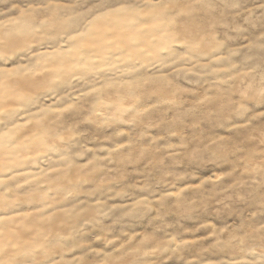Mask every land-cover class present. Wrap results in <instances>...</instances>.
<instances>
[{"label": "clouds", "instance_id": "1", "mask_svg": "<svg viewBox=\"0 0 264 264\" xmlns=\"http://www.w3.org/2000/svg\"><path fill=\"white\" fill-rule=\"evenodd\" d=\"M0 264H264V0H0Z\"/></svg>", "mask_w": 264, "mask_h": 264}, {"label": "rangeland", "instance_id": "2", "mask_svg": "<svg viewBox=\"0 0 264 264\" xmlns=\"http://www.w3.org/2000/svg\"><path fill=\"white\" fill-rule=\"evenodd\" d=\"M12 15H16V13L14 12V13H12ZM91 146H93V145H90V147ZM54 211H59L58 209H54ZM51 215V214H50ZM201 235H206V233H201ZM196 237H194V236H187L186 237V239H195ZM186 258H188V259H191L192 258V256H190V255H186ZM209 259H214L213 257H209Z\"/></svg>", "mask_w": 264, "mask_h": 264}]
</instances>
